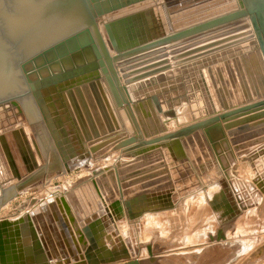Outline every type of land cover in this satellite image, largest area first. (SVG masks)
Returning <instances> with one entry per match:
<instances>
[{
  "label": "bare ground",
  "instance_id": "1",
  "mask_svg": "<svg viewBox=\"0 0 264 264\" xmlns=\"http://www.w3.org/2000/svg\"><path fill=\"white\" fill-rule=\"evenodd\" d=\"M19 1L23 0H17ZM155 2H158V10L162 4H166L164 0H155ZM43 6H46L45 12L48 13L43 18L40 17L39 9L27 14L22 11L17 15H15L17 12H11L8 15L15 18L18 16L16 23H21L22 27L25 26L24 35L34 34L41 28L44 29L42 33L50 32L45 28L56 23V12L49 11V5ZM3 7L6 6L3 5ZM65 15L62 16V20L69 22L72 18L82 16V11L79 10L77 16ZM22 19L27 20L23 23ZM21 20L22 22L19 23ZM104 21L105 19L99 18L96 24L102 40L108 47L110 57L114 58L117 53L109 46L103 33ZM162 21L163 17L155 13L153 19L142 22V30L150 31L147 25L154 28L159 27ZM34 22L35 25H33ZM179 24V22H170L172 31L167 32L166 36L173 35L177 31L173 28ZM1 34L0 32V101L7 91H12L14 94L15 91H20L18 92L20 94L5 97L3 103H0V264H37L39 258L35 259L33 253L38 255L40 249L44 247L46 249L48 243L52 245L49 228L54 231L57 227L54 228L53 225L48 227L47 221L51 219L48 216L49 208L45 207V204L49 203L48 206L55 211V215L52 216L59 224L62 214L57 213L54 204H51L50 199L52 198L48 199L49 197H58L59 207L68 216L67 220L77 236V241L71 233L69 236L65 234V228H60L63 229L62 236H66V240L71 238L77 252L72 250L70 253L68 246H66L67 251L65 247L61 248L63 244L58 243L60 237L54 232L57 244H59L57 253L52 252L53 257L50 258L47 252V255L43 256L45 260L43 264H88L84 257L86 248L89 246L83 232L85 229H89L96 244V251L92 250L89 254L91 263L98 261L97 255H103V250L99 249L101 245L106 247L104 252L109 253L108 258L117 244L116 241L120 240L130 255L129 260H133L128 248L129 243L119 232L124 224L134 225L137 220L142 221L144 216L146 219L150 216L156 218L168 214L167 218L172 220L174 218L178 221L186 216V212L192 210L198 199H205L206 204L210 203L206 207L205 203L200 204L199 208L202 212L203 207L208 210L211 207L225 224L226 220L227 223L228 220L232 222L252 207L251 204L243 203L242 197L237 204L232 203L230 200L232 191L239 192L251 183L252 186H256L258 194L264 192V178L260 175L262 178L253 179V175L250 180L248 177L250 172L247 174L248 172L244 171V166L249 164L251 169L255 167L254 171L258 175L264 173V135L252 137L248 141L235 145L234 141H231L234 136L232 133L234 127H226L221 119L211 122L213 118L238 109L251 99L252 102H255L257 98L264 99V82L259 70V66L264 68V62L260 53L257 55L245 52L246 56L241 58L237 53L244 48L238 52L228 51H235L238 47L236 45L242 44L239 38L231 43L219 44L203 51H198V48L206 44L189 47L193 46L192 44L197 40L191 41L192 38L189 42H184L187 40L185 39L183 43L170 48L165 47V52L155 55L153 61L150 62L154 68L150 71L151 73L148 72L149 74L145 71L138 72L150 68L148 67L150 64H144L149 60L133 62L129 68L132 66L134 68L125 72H122L120 67L124 61L113 63L112 66H107V69L116 96L111 92L101 71L97 70L100 81L96 88L98 92L100 91L99 95L95 86H85L74 91L71 88L73 82L65 79L52 86L41 88L38 91L40 96L36 97L30 91L29 82L34 83L46 79L52 74L71 68L72 65H79L80 61L71 64L63 58L66 57L65 51L52 53L49 56L41 54L40 49L36 55L33 54L15 65L13 43L7 41ZM34 37L30 38V47L33 51L38 43ZM191 42L193 43L190 44ZM235 56L237 59L233 61L232 58ZM136 58L139 57L132 60L135 61ZM183 67L197 84L200 98L193 101H189L188 95L183 94L184 81L181 75L166 77V74ZM236 69L239 74L241 70L243 75L241 82ZM150 74L152 75L142 80L138 79L140 76ZM159 75H164V80L160 82L158 80L152 86L135 88L140 82L157 79ZM202 108L206 111L204 114L199 113ZM169 115L173 116L167 117ZM10 120L14 121L12 130L3 132L1 128L5 123L10 125ZM187 130L196 132L193 136L197 145L194 148L195 154L199 153L202 158H208L207 161L201 158L200 162H193L187 158L188 145L192 141L190 139L189 144L182 141L186 138L184 132L187 133ZM248 142H253V145L250 147L251 144L247 145ZM237 154H239L237 158L240 159L238 161L239 173L245 176L240 183L242 188L234 187V180L232 179L233 183L231 175L227 174V166L229 167L233 159L237 160L235 157ZM112 155L117 159L115 158L116 160L110 164L106 161ZM156 157L162 158L167 168V178L157 179L150 184L146 180L140 183L139 180L137 184L131 183L130 185L129 180L135 176L119 180L125 173L123 171L132 169L138 161L151 160ZM135 159L137 160L134 164ZM102 162L105 163L100 166ZM125 163H127L125 166L122 165ZM145 165L147 164L143 166ZM217 168H221L222 172L218 173ZM181 170L184 176H181ZM75 171L79 173L82 171L86 174L78 176L74 182L68 184L66 177L76 173ZM39 173L43 176L37 187L21 193L17 190L29 177L33 178ZM100 175L104 176L100 178ZM109 177H111L110 180ZM178 178H181V181ZM55 179H62L64 184L60 188H55L53 186ZM89 181L92 183L91 187L88 184ZM82 184H87L86 186L91 190H88L89 196L91 197V192L94 197L93 199L91 197L93 203H90L85 192L82 193L84 201H87L88 206H93L94 209L93 213H89L80 208L79 212L84 217L85 223L81 219L72 220L67 206V200L71 199V195L68 194L74 192ZM197 195H199L198 199L195 197ZM130 196L135 199H131ZM17 201H20V204L16 206ZM42 202L45 203L41 205ZM68 205L70 206L69 202ZM71 205L73 216L79 219L80 215L74 203ZM14 207L18 211L14 216H10ZM37 209L39 212L36 211ZM87 209L90 208L87 207ZM217 216L214 215V218ZM91 220L93 222L89 224ZM194 220L193 218L192 221ZM195 222L198 221L195 220ZM41 228L47 233L49 241L44 239L43 242L41 241L39 235ZM82 236L85 237L86 245H84ZM115 252L120 254L119 249ZM81 254L83 260L79 258ZM135 259L139 260L136 257ZM123 262L126 261L118 263Z\"/></svg>",
  "mask_w": 264,
  "mask_h": 264
},
{
  "label": "water",
  "instance_id": "2",
  "mask_svg": "<svg viewBox=\"0 0 264 264\" xmlns=\"http://www.w3.org/2000/svg\"><path fill=\"white\" fill-rule=\"evenodd\" d=\"M164 2L166 4H162L160 7L161 11H159L160 9L158 10V2H155V0H41L36 3L30 1L24 3V5L19 8V14L22 11H25L27 14L35 11V9H39L40 17L43 18V16L48 13L45 12L46 6L42 7V5H49V11L56 12V23L45 28L49 29L50 32L42 33L44 29L41 28L34 34L30 35L27 33L25 35L24 43L29 46L28 48L31 52L26 58H29V56L33 54L36 55L41 49V54L49 56H51L52 53L56 54L59 51H65L64 54L66 57L63 58L66 62L71 64L80 61L79 65H72L71 68L57 74H52L46 79L34 83L29 82L30 91L34 96L39 97L38 91L41 88L52 86L56 82L65 79L73 82L71 88L74 91L85 86H95L96 88V85L97 87L99 86L100 81L97 70H100L111 92L116 96V91L111 77L108 74L107 66L110 67L113 63L124 61L120 67L122 68V72H125L134 68V66L129 68V66L133 65V62L149 60V62L144 64H150L155 55L165 52V47L170 48L176 46L183 43L182 41L185 39L187 40L184 42H189L192 38L191 41H197L194 43L191 42L190 44L193 43V46L189 47L206 44L198 48V51H203L207 48L212 49L219 44H228L239 38V42L242 44L236 45L238 47L235 48V51L228 50L229 52H238L244 48V50L237 53L241 58L246 56L245 52H248V54L256 53L257 55L260 53L264 62V0H164ZM51 5L53 6L50 8ZM79 10L82 11V16L78 17L77 14ZM155 13L160 17L162 16L163 21L160 23L159 27L154 28L151 25H147L150 27V31L145 32L144 29L142 30V22L153 19ZM65 14L75 15L77 18H72L69 22H64L62 16ZM25 16L26 15H24V17ZM99 18L105 19L102 25L103 33L108 40L109 46L117 53V56H114V58L110 57L108 47L102 40V36L97 27L96 20ZM22 20L25 22L27 19ZM170 22H179L180 24L173 28V30H177L173 35L166 36L167 32L172 31ZM33 25H35V22ZM33 36H35L34 39H36V43H39H37V45L35 44L36 49L34 51L32 50L33 48L30 47V38ZM241 52L244 53L240 54ZM135 57L139 58L133 61L132 59H135ZM232 59L236 61L237 56ZM148 67L150 68L139 70L138 72L145 71L151 73L150 71L153 70L154 66L150 64ZM262 68L259 66L260 75L264 82V68ZM236 70L238 73V69ZM152 74L140 76L138 79L142 80ZM169 75H181L183 77V94L188 95L189 101L200 98L197 84L192 77L190 78V75L186 72L184 67L166 74V77ZM238 76L241 82L243 79L241 70ZM164 77V75H159L157 79L153 78L150 81H142L137 84L135 88L152 86L156 84L158 80L159 82L164 80ZM96 91L98 92L97 88ZM11 92L12 91H7L5 95H9ZM243 92L245 93L244 86ZM99 93L100 91L98 95ZM4 98L5 97L1 98L0 103H3L2 101ZM98 98L100 99V96ZM259 99L260 98H257L255 102H252L251 99L240 108L226 112L218 116V118H213L211 122H217L221 119L226 127H234L233 134L248 133L244 135V138L262 135V133H264V99ZM193 103L194 102H192V104ZM103 109L105 111L104 107ZM205 112V109L202 108L199 113L204 114ZM172 116L173 115H169L167 117ZM13 123L14 121L10 120V125L5 123L1 130H3V132L12 130L14 126ZM184 133L189 141L190 136H195L196 132L187 130V133ZM133 162L135 164L136 159L133 160ZM126 164L127 163L122 165L125 166ZM123 172L125 173H123V176L119 178V180H126L127 177L124 176L126 170ZM152 175L153 174H150L147 177L155 176ZM42 176L43 175L39 173L35 174L33 178L29 177L17 190L21 193L26 192L27 189L37 187L42 180ZM102 176L103 175H100L99 177L101 178ZM110 178L111 177H109V180ZM139 180L140 183H142V180H146V177L132 180L131 183L137 184ZM80 186L81 185H79L78 188H80ZM134 188H136V185H134ZM88 190L91 191L89 188ZM90 194L93 199L94 197L91 192ZM130 198L135 199L133 196H130ZM83 232L89 242V246L86 248L84 254L88 264H156L154 262L157 260L151 258L154 251L151 253V246L149 244L146 247L149 259L145 261L135 259L138 255V250H134L128 245L131 251V257L134 258L133 260H129L130 255L126 251L121 240L119 242L116 241L117 244L113 247V251L108 258L107 256H109V253L104 252L106 247L101 245L99 249L103 250L104 257L99 254L97 255L99 257V259H97L98 261L91 263L89 254L92 253V250L96 251V244L89 229H85ZM85 237L82 236L83 242L85 241ZM84 245H86L85 242ZM117 249H119L120 254H116L115 250ZM39 254L40 257H38L39 260L37 264H43L45 260L42 256L41 249ZM79 258L81 260L84 259L82 254ZM120 261L126 262L118 263Z\"/></svg>",
  "mask_w": 264,
  "mask_h": 264
},
{
  "label": "rangeland",
  "instance_id": "3",
  "mask_svg": "<svg viewBox=\"0 0 264 264\" xmlns=\"http://www.w3.org/2000/svg\"><path fill=\"white\" fill-rule=\"evenodd\" d=\"M40 1L41 0H31L30 2L36 3ZM24 2L28 1L23 0L21 2H17V0H0V32L2 33L1 35L7 41H12L11 43H13L12 47L14 48L12 49L15 52L13 62L15 61V65L19 61L26 59V57L30 54V49L28 48L29 46L24 43L25 35L23 32H25V26H20V22H22V20L19 21L20 24H17L18 22L16 23V21L18 16L16 18L14 16L9 17L8 13L17 12L15 15L19 14V8L24 5ZM3 5L6 7H3ZM5 24L7 26H4ZM18 32L20 33V35ZM18 92L20 91H15V94L14 92H11L9 95H5L3 97L10 96L13 94L17 96V94H20ZM246 134L248 133L233 134L234 136L231 138V141L235 140L234 143L235 145H237L241 144L242 141L250 140L252 137L244 138V135ZM263 135L264 133H262V135L260 136ZM247 145H250L251 147L253 145V142H248ZM238 155L239 154H237L235 157L237 158ZM123 157L127 158V156ZM108 158L109 159L106 162L110 164H112L117 159V157L114 155ZM239 160L240 159L237 158V160L233 159L230 162V165L227 168V173L229 176L231 175V180H234L235 183L232 180V182L234 183V187L242 188L243 186H240V183L245 179V176H241V174L239 173ZM104 163L105 162H102L100 166L104 165ZM252 169L254 171L255 167H253ZM252 169L249 167V164L247 166H244V171L248 172L247 174H249L250 172V175H248L250 180L252 179L253 175V179H256L257 177L264 178L263 172L258 175L255 171H251ZM75 172L76 173H73L69 176L67 175L68 177H66L65 180L68 181V184L74 182V180L77 179L78 176H83L86 174L82 171L80 173L79 171ZM254 173H256L257 175ZM249 178L247 180H249ZM53 183V186L55 188H60L64 184V181L62 179H55ZM250 185L248 187H243L242 189L244 191L240 189L239 192H231L230 200L232 203L237 204L242 197L243 200H241L243 203L252 205V207H250L251 210L249 209L247 213L241 215L237 219H234V221L232 222L228 220L227 223L226 220V223L223 224L221 219L218 217L219 215L213 209H211V207H209V210L203 207L202 210L204 211L202 212L199 207L200 204L205 203V199L200 200L198 199L199 195H197L195 197L196 199H198V201L194 204L192 210L186 212V216L180 218V220L178 221L174 218L173 220L171 218H167L169 214L162 215L156 218L150 216L146 217V219L144 216L141 219L142 221L137 220L134 225L124 224L121 227V230L119 228V232L122 233V235L126 239L127 243H129L130 247H132V249L138 250V257L136 256V258L142 261L149 259L146 252V247L149 244L150 246H153L150 247L151 251H154L153 256L151 258H155L157 260L155 262L156 264H264V192H262V194H258L256 191V186L251 185L252 188H250ZM19 204L20 201L15 202L16 206ZM208 205L209 204H206L205 207ZM206 209L207 211H205ZM13 210L14 211L9 214L10 216H14L18 211L15 207ZM199 211L201 213H199ZM198 215L200 216L198 217ZM214 215L218 216L214 218ZM211 216L212 218L210 220L209 218ZM149 218L151 222H148ZM193 218L198 222H195V220L192 221ZM145 221L149 224H146ZM74 237L77 238L76 235Z\"/></svg>",
  "mask_w": 264,
  "mask_h": 264
},
{
  "label": "crops",
  "instance_id": "4",
  "mask_svg": "<svg viewBox=\"0 0 264 264\" xmlns=\"http://www.w3.org/2000/svg\"><path fill=\"white\" fill-rule=\"evenodd\" d=\"M191 82H192V79H191ZM190 139L192 140L191 141V143L189 144V142H188V140H187V138H185V139H183L182 141H186L189 145H188V147H189V149H188V152H186V155H187V158L189 159V160H191V161H193V162H200L201 161V158H202V156H200V154L199 153H196L195 154V151H194V148H196V141L194 140V138H193V136L191 135L190 136ZM34 147H35V145H33ZM34 147H33V149H34ZM198 149H199V147H197ZM197 149V150H198ZM200 150V149H199ZM199 150H198V152H199ZM189 156V157H188ZM204 161H207L208 160V158L206 159V158H202ZM137 160V159H136ZM144 164H147V165H145V166H143ZM152 164V165H151ZM156 168H158V169H156ZM152 169H156V170H152ZM217 172L219 173V172H222V169L221 168H217ZM182 171V174H181V176H184V172H183V170H181ZM139 174H141V175H139ZM150 174H153V175H155V176H153L152 178L151 177H147L148 175H150ZM176 175H178V173L176 172ZM219 175H221V173L219 174ZM222 175H223V173H222ZM104 176V175H103ZM131 176H135L134 178H132L131 180H129V184L132 182V180H136V179H138V178H145L146 177V181H148V184H150V183H152V182H154V181H156L157 179H165V178H167V168L165 167V165H164V162L162 161V158H155V159H151V160H141V161H138L137 162V165L136 166H134V167H132V169L130 168L128 171H126V174H125V177H131ZM108 176H106V178H107ZM148 178V179H147ZM178 180H180L181 181V178H178ZM185 181H186V179H185ZM88 184H90V187H91V185H92V183L89 181L88 182ZM87 184H82V186L80 187V188H78V189H75L74 190V192H71V193H69L68 195H71V199H70V201L69 200H67L68 202H69V204H70V206H71V208H70V206L68 205V202H67V206H68V208H69V211H70V213L69 214H71L70 215V218L72 219V220H75V221H77L78 219H76L74 216H73V214H72V212H71V209H72V205H71V203L73 204L74 203V206H75V208L77 209V211H78V213H79V215H80V218H79V220L81 219L82 220V222L83 223H85V220H84V217H82V215H81V213L79 212L80 211V208H81V210H83L84 209V211H88L89 213H93L94 212V209H93V206H91V207H89L88 206V202L86 201H84V199H83V196H82V193L83 192H85V195H86V197H88V199L90 200V203H93L92 202V199H91V197L89 196V194H88V189H87V186H86ZM184 185V184H183ZM155 186V185H154ZM157 186V185H156ZM145 187H147V185L145 186ZM153 187V186H152ZM154 191H156V190H154ZM153 191V192H154ZM50 198H52V199H50ZM48 199H50V200H52V203L51 204H54V206H55V210L57 211V213L60 215V214H62V216H60V218H61V223L59 224L55 219H54V215H55V211L54 210H52L51 208H50V206H48L49 205V203H46L45 205V207H48L49 208V215L48 216H50V219L51 220H49V221H47L48 222V227H49V225H53V227L54 228H56V229H54V231H53V229L52 228H49L50 229V238L52 239V245H50L49 243H48V245L46 246V249H45V247L43 248V249H41V250H44L43 252H42V256H45V255H47V252H48V254H49V257L51 258V257H53V255H52V252L53 253H57V246L61 243V244H63L62 245V247L61 248H64L65 247V249H66V246H68L69 248H70V253H71V251L72 250H74V252H77L76 250H75V248H74V245L72 244V241H71V238L69 237V240H66L65 238H66V236L65 237H63L62 236V231H63V229L65 230V234H68V236H69V233H71V235L73 236V238L75 239V241H77V239H76V237H74V231H72V228H71V226H70V223H69V221L67 220V215L65 214V212L61 209V207H59V205H58V203H59V201H58V197H56V198H54V197H49ZM77 201H78V203H77ZM43 203H45V202H42V203H40L41 205L43 204ZM210 204V203H209ZM87 207L88 208H90L89 210L87 209ZM39 209H41V207L39 208ZM39 209H37L36 211H38L39 212ZM74 209V208H73ZM58 210H60V212H58ZM91 210V211H90ZM151 210V209H150ZM53 215V216H52ZM46 216V215H45ZM99 217V216H98ZM47 218V217H46ZM53 218V219H52ZM62 218H64V220H62ZM51 221V222H50ZM93 222V220H91V222L89 223V224H91ZM119 225H122V224H119ZM60 227H62L63 229L61 230V228ZM52 232V233H51ZM57 233L58 235H59V237H60V239H59V244H57V241H56V237H55V233ZM54 234V235H53ZM56 234V235H57ZM39 235H40V239H41V241L44 239V240H47L48 239V235H47V233L44 231V230H42V228H41V230H40V232H39ZM53 238H54V240H53ZM47 241H49V240H47ZM46 241V242H47ZM33 242V241H32ZM43 242V241H42ZM71 244V245H70ZM45 245V244H44ZM78 245V244H77ZM73 247V248H72ZM65 249H63V250H65ZM79 249V248H78ZM65 251H67V249L65 250ZM33 255H34V257H35V259L36 258H38V257H40V254H38V255H35L34 253H33ZM34 257H32L33 258V260H34ZM66 257H68V254L66 253Z\"/></svg>",
  "mask_w": 264,
  "mask_h": 264
}]
</instances>
